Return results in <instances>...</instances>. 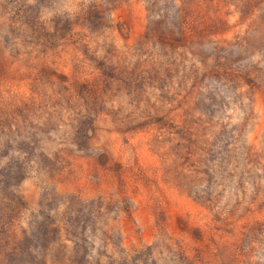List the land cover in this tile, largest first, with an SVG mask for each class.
I'll use <instances>...</instances> for the list:
<instances>
[{"label":"rangeland","instance_id":"374dc122","mask_svg":"<svg viewBox=\"0 0 264 264\" xmlns=\"http://www.w3.org/2000/svg\"><path fill=\"white\" fill-rule=\"evenodd\" d=\"M0 264H264V0H0Z\"/></svg>","mask_w":264,"mask_h":264}]
</instances>
